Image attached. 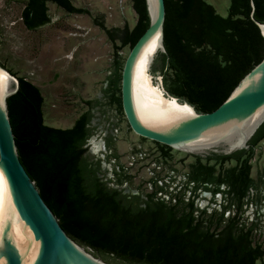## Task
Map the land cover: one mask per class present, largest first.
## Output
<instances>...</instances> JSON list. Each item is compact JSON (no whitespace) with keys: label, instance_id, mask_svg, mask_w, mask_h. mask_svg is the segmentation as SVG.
<instances>
[{"label":"trees","instance_id":"obj_1","mask_svg":"<svg viewBox=\"0 0 264 264\" xmlns=\"http://www.w3.org/2000/svg\"><path fill=\"white\" fill-rule=\"evenodd\" d=\"M49 1L70 13L91 14L71 0H28L22 17L29 29L50 22ZM132 5L137 22L132 29L127 25L115 29L119 36L100 17L93 19L113 41L117 55L126 45L132 48L150 25L146 0H132ZM165 6L166 51L158 53L160 66L154 71L161 72L170 95L198 112H211L264 59V36L257 23H264V0H231L226 16L206 0H165ZM123 66L116 58L106 89L109 102L120 111ZM18 80L7 103L20 160L71 238L111 256L112 264H264V245L255 240L256 224L241 220L249 190L258 188L251 160L264 139V122L250 139L249 149L211 152L205 162L194 155L197 162L190 167V177L215 191L225 184L232 194L238 213L226 218L230 205L209 214L183 193L174 195L173 203L156 198L157 191L143 196L110 186L101 160L86 154L94 130L91 111L81 113L72 127L50 126L45 123L39 86L23 76ZM108 139L110 143L112 138ZM155 143L162 157L172 158V147ZM232 160L236 163L226 167Z\"/></svg>","mask_w":264,"mask_h":264},{"label":"rangeland","instance_id":"obj_2","mask_svg":"<svg viewBox=\"0 0 264 264\" xmlns=\"http://www.w3.org/2000/svg\"><path fill=\"white\" fill-rule=\"evenodd\" d=\"M78 7H85L91 14L70 13L56 3L47 2L50 22L35 29H29L22 17L28 0H0V66L16 77L23 76L35 83L44 96L45 123L59 128L72 127L79 115L87 110L92 113L91 127L96 140H104L109 146L106 153L105 177L110 186L140 191H153L152 177L164 179L169 172L176 178L168 184V193L179 195L175 187L189 172L196 159L190 152L172 148V158L163 160L158 145L136 134L128 125L123 111L109 102V78L114 72L115 59L123 65L131 49L129 45L115 54L114 43L105 30L94 22L100 17L105 25L114 30L123 29L129 20L134 24L138 15L133 10L132 0H71ZM217 12L226 16L231 0H206ZM136 24V23H135ZM120 44V39L116 40ZM72 55V57H71ZM165 89L163 77L161 78ZM166 90V89H165ZM93 101L88 105L87 101ZM95 101H98L97 103ZM108 138H112L110 143ZM89 144V143H88ZM87 156L92 144L87 146ZM205 162V157H202ZM235 162H226L231 166ZM251 176L259 187L253 199L245 200L241 220L256 224L255 240L264 245V144L255 148ZM174 170V172H172ZM131 176L130 179L125 177ZM102 176V175H101ZM124 178L122 182L118 178ZM162 181L159 184H161ZM165 184V183H164ZM174 189V190H173ZM167 193V191H165ZM202 197V196H201ZM189 195H186L188 200ZM211 195L203 196L198 207L208 206ZM220 197L218 203H220ZM227 205V204H226ZM220 206L217 210L221 211ZM207 212H213L209 205ZM235 206L227 209L225 217L237 215ZM198 214V212H197ZM93 255L109 262L111 256H103L83 245ZM112 264V263H111Z\"/></svg>","mask_w":264,"mask_h":264},{"label":"water","instance_id":"obj_3","mask_svg":"<svg viewBox=\"0 0 264 264\" xmlns=\"http://www.w3.org/2000/svg\"><path fill=\"white\" fill-rule=\"evenodd\" d=\"M146 3L150 25L130 49L122 70L121 101L129 127L143 138L202 157L248 149L264 122V59L220 106L198 112L170 95L161 72L154 71L160 66L158 53L166 51V6L165 0ZM257 23L264 36V23ZM18 87V77L0 66V264H111L66 233L22 164L7 103Z\"/></svg>","mask_w":264,"mask_h":264},{"label":"flooded vegetation","instance_id":"obj_4","mask_svg":"<svg viewBox=\"0 0 264 264\" xmlns=\"http://www.w3.org/2000/svg\"><path fill=\"white\" fill-rule=\"evenodd\" d=\"M92 121V120H91ZM105 143V149L101 148L100 153H98L97 155L95 154L94 157H92L94 160H101V164H102V169L104 171V167L103 165L107 162L106 161V153H108L109 151V146L107 145L105 139L103 140ZM264 144V139H262L260 141V143ZM259 143V144H260ZM92 152L93 153H97L94 152L93 148H94V143H92ZM258 144V145H259ZM88 146V143H87ZM249 149V148H248ZM99 151V150H98ZM160 153V152H159ZM217 153H223V152H217ZM195 155V154H194ZM199 155V154H198ZM160 156L162 157V155L160 154ZM195 157V156H194ZM163 160H168V158L166 157H162ZM196 159V158H195ZM234 161V160H232ZM252 161V160H251ZM197 162V159L195 161V163ZM235 162V161H234ZM236 163V162H235ZM234 163V164H235ZM233 164V165H234ZM191 167V166H190ZM174 172V170L172 171ZM162 181V186L158 183H160ZM176 181L175 177H172V175L169 174V172L167 173L166 177L164 179H161L157 176L152 177L150 179V182L153 184L154 188L153 192L155 191H163V190H168V184H174ZM165 183V184H164ZM257 184V183H256ZM220 190L219 191H215L213 187H211L210 189H206L202 184H198L196 181H194L191 177H190V170L188 173H186L182 179L179 180V184L178 186H176L175 188L179 191H177L179 193V195H182V193L184 194V196L189 195L190 198L194 199L195 202V206L198 208V202L200 199H202V197L205 195L204 192H210L211 193V198L209 199V205L213 208V211L217 208V206H220L219 208H221V210H223V207L227 204L230 205V207L235 206L234 203H231L232 200V194L228 193V188L225 184H221L220 186ZM258 187V184H257ZM120 189V188H119ZM124 192H128L126 191V189L123 187ZM174 190V189H173ZM132 193L138 194L140 193V191L136 190V191H131ZM152 192V193H153ZM169 192V191H168ZM259 192V187L258 188H251L249 190V193L246 197V201L253 199V196L255 195V193ZM143 196H145L146 194H142ZM202 196V197H201ZM206 196V195H205ZM220 197V203H218V198ZM197 212V211H196Z\"/></svg>","mask_w":264,"mask_h":264},{"label":"built area","instance_id":"obj_5","mask_svg":"<svg viewBox=\"0 0 264 264\" xmlns=\"http://www.w3.org/2000/svg\"><path fill=\"white\" fill-rule=\"evenodd\" d=\"M89 145V144H88ZM162 186V185H161ZM169 190V189H168ZM168 190H163V191H158L157 192V194H156V198H158V197H160V198H163V199H166V201H168V202H173V203H175L176 202V196H173L172 194V192L171 193H168ZM165 191H167V193L165 192ZM153 191H150V192H148V193H152ZM170 192V191H169ZM207 192V191H206ZM206 192H204V194L206 193ZM209 193V195H211V193L210 192H208ZM207 196V195H206ZM185 198H186V196H185ZM190 199V196H189V198H188V200ZM198 206V205H197ZM199 209H204V208H206V209H208L209 208V205L206 207V206H202V207H198Z\"/></svg>","mask_w":264,"mask_h":264},{"label":"bare ground","instance_id":"obj_6","mask_svg":"<svg viewBox=\"0 0 264 264\" xmlns=\"http://www.w3.org/2000/svg\"><path fill=\"white\" fill-rule=\"evenodd\" d=\"M169 98L177 100L175 97H169ZM90 142L94 143V148H93L94 152H97L98 150L103 148V140H96L95 138H93Z\"/></svg>","mask_w":264,"mask_h":264},{"label":"crops","instance_id":"obj_7","mask_svg":"<svg viewBox=\"0 0 264 264\" xmlns=\"http://www.w3.org/2000/svg\"><path fill=\"white\" fill-rule=\"evenodd\" d=\"M132 6V4H131ZM133 7V6H132ZM134 10V8H133ZM135 14L137 15L136 11L134 10ZM137 22V19L135 20L134 24H132L129 20L126 22L131 28L135 25V23Z\"/></svg>","mask_w":264,"mask_h":264}]
</instances>
